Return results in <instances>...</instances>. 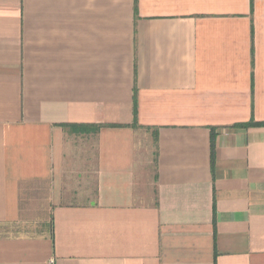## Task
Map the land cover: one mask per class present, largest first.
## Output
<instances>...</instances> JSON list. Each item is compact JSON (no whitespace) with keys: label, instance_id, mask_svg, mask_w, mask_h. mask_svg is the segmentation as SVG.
<instances>
[{"label":"crops","instance_id":"1","mask_svg":"<svg viewBox=\"0 0 264 264\" xmlns=\"http://www.w3.org/2000/svg\"><path fill=\"white\" fill-rule=\"evenodd\" d=\"M264 0H0V264H264Z\"/></svg>","mask_w":264,"mask_h":264},{"label":"trees","instance_id":"2","mask_svg":"<svg viewBox=\"0 0 264 264\" xmlns=\"http://www.w3.org/2000/svg\"><path fill=\"white\" fill-rule=\"evenodd\" d=\"M239 125H241V126L264 125V122H254V121H251V122H247V123H241Z\"/></svg>","mask_w":264,"mask_h":264}]
</instances>
